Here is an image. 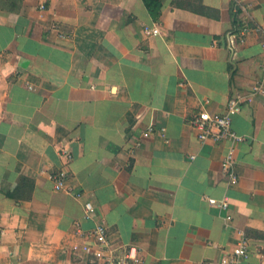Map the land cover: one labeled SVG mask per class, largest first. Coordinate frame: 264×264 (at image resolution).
<instances>
[{"label":"crops","instance_id":"1","mask_svg":"<svg viewBox=\"0 0 264 264\" xmlns=\"http://www.w3.org/2000/svg\"><path fill=\"white\" fill-rule=\"evenodd\" d=\"M160 1L154 15L144 0H0V264H102L86 201L140 264H222L243 234L236 264L264 261V0H201L219 19ZM235 18L262 30L240 41ZM255 86L230 185L228 141H200L190 119Z\"/></svg>","mask_w":264,"mask_h":264},{"label":"built area","instance_id":"2","mask_svg":"<svg viewBox=\"0 0 264 264\" xmlns=\"http://www.w3.org/2000/svg\"><path fill=\"white\" fill-rule=\"evenodd\" d=\"M242 9H245V5L240 1H236L233 10L238 12ZM232 30L239 35L240 41H244L245 36L248 33L254 30L261 31L262 28L237 21ZM145 32L148 35H159L161 33L160 28L157 25L146 27ZM258 92H262L261 86H255L249 94L243 95L241 93H235L228 100L226 109L223 113L217 114L208 109L202 108L194 113L190 119V124L196 130L200 141L206 142L212 140L216 143L228 141L227 152L222 160V169L223 173L228 177V183L230 185H235L239 181L236 153L239 145L246 140L245 135L239 134L234 130L233 117L240 113L244 105L251 102L254 95ZM60 154L67 160V162H70L73 159V154L66 145L60 149ZM194 157L195 155H191V158ZM67 177L68 173L65 169L52 173L51 178L54 182L55 189H63ZM76 196L78 198L82 197V192H77ZM209 201L210 203L216 204L224 209H229L230 206V200L228 197H224L223 199L210 197ZM84 205L85 217L87 219H96L95 225L88 232V235L93 238L95 245L86 247V250L91 252L94 256V260L99 261L102 264H140L142 262V257L139 247L130 244L125 249L121 250L122 247L117 246L110 238L109 229L105 220L101 217H97V208L93 202L86 201ZM231 218L232 216L230 214L226 217L227 220H231ZM248 247V238L243 234L233 251L222 257L221 263L236 264L239 259L249 257L250 251ZM262 264H264V261Z\"/></svg>","mask_w":264,"mask_h":264},{"label":"trees","instance_id":"3","mask_svg":"<svg viewBox=\"0 0 264 264\" xmlns=\"http://www.w3.org/2000/svg\"><path fill=\"white\" fill-rule=\"evenodd\" d=\"M198 2L196 3V8H194L193 10L197 13L206 15V16H211L214 17L216 19L220 18V11L216 8L213 7H209L207 5H205L201 0H197ZM146 6L148 7V9H150V11L156 15L158 12V9L161 7V1L160 0H144ZM174 4H177L176 2H174ZM234 16L237 18V15L239 14V11H233ZM234 19V22H237V19ZM235 31L231 30V33H234ZM10 196L14 195V193H9Z\"/></svg>","mask_w":264,"mask_h":264}]
</instances>
